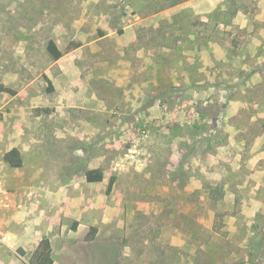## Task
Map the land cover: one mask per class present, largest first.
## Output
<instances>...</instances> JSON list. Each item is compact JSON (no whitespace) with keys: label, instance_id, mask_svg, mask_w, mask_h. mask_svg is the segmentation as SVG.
<instances>
[{"label":"rangeland","instance_id":"obj_1","mask_svg":"<svg viewBox=\"0 0 264 264\" xmlns=\"http://www.w3.org/2000/svg\"><path fill=\"white\" fill-rule=\"evenodd\" d=\"M0 85L60 216L1 212L0 264L37 233L53 264H264V0H0Z\"/></svg>","mask_w":264,"mask_h":264},{"label":"crops","instance_id":"obj_2","mask_svg":"<svg viewBox=\"0 0 264 264\" xmlns=\"http://www.w3.org/2000/svg\"><path fill=\"white\" fill-rule=\"evenodd\" d=\"M9 139L12 140V138L0 140V170L2 172L3 179L5 180L6 184L9 187L14 188V190L12 189L11 196H9V199L7 201L8 206L2 209L0 213L2 212V215L5 218L11 212H14L15 210H19V208L24 210H32L31 207H33V209H36L35 214L32 213L30 215L27 214L26 216L23 215L24 217L23 224H26V222L30 221L31 227L35 226L33 228L38 227L40 223V225H44L48 229L52 228V226L54 225L56 226L60 224V216L55 215L54 213L48 211L50 206H52V202L50 200L51 198L50 194L53 193V190L51 189V187L42 186V187L32 188L29 187L28 185V181H27L28 179H32L34 177H37L39 179L41 178L40 172L36 170V172L34 171L27 175H21V170L19 169H21L22 166L24 165V158H23V165L21 167H11L3 159L4 153L9 149H11L12 147H18L21 151V155L23 152L19 144H17L16 142L11 144V142H9ZM45 205H47V208L48 207L49 208L44 210V212L42 213L41 210L44 208ZM37 234L31 235V239L32 238L33 240L35 239V244H34L35 247L42 238L40 237L37 239L36 236ZM25 236L27 237L30 236L29 232H27ZM52 246L54 250L53 243Z\"/></svg>","mask_w":264,"mask_h":264},{"label":"trees","instance_id":"obj_3","mask_svg":"<svg viewBox=\"0 0 264 264\" xmlns=\"http://www.w3.org/2000/svg\"><path fill=\"white\" fill-rule=\"evenodd\" d=\"M80 45L79 42H71L69 46L64 50H60L54 40H49L47 44V51L50 53L53 59H59L65 52H69L76 47ZM45 79L49 83L48 90H53V85L48 76L45 75ZM0 92H7L11 95H14L16 93V90L4 85H0ZM3 159L11 166V167H21L23 165V157L21 155V151L18 147H12L8 151L4 153ZM86 178L89 182H96L101 181L103 179V172L101 169L94 168L90 169L86 172ZM115 180V177L112 176L110 179L109 188L112 186L113 182ZM76 227V224H74L73 228ZM91 234H89V239L92 240L95 236V233L97 231L96 227H91ZM18 253L22 259L23 264H53L54 258H53V246L51 243V240L49 237L44 236L40 239V241L37 243L34 250L31 252L30 255H27V251L20 247L18 249ZM26 256L28 258H26Z\"/></svg>","mask_w":264,"mask_h":264},{"label":"built area","instance_id":"obj_4","mask_svg":"<svg viewBox=\"0 0 264 264\" xmlns=\"http://www.w3.org/2000/svg\"><path fill=\"white\" fill-rule=\"evenodd\" d=\"M12 188L9 187L3 179L2 172L0 170V211L8 206V199L11 196ZM1 241H7L5 236H0Z\"/></svg>","mask_w":264,"mask_h":264}]
</instances>
